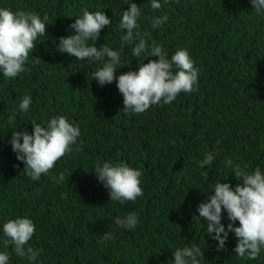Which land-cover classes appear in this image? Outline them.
I'll use <instances>...</instances> for the list:
<instances>
[{"label": "trees", "instance_id": "obj_1", "mask_svg": "<svg viewBox=\"0 0 264 264\" xmlns=\"http://www.w3.org/2000/svg\"><path fill=\"white\" fill-rule=\"evenodd\" d=\"M132 2L142 7L138 23L142 34L149 33V46L152 40L157 41L169 59L177 50L187 49L199 69L194 91L182 92L171 104L153 105L142 114L122 110L123 96L115 81L101 87L93 80L94 71L101 66L98 62L77 61L59 52L56 43L65 30L68 33L61 37L75 34L69 25L87 8L105 11L112 20L96 43L97 47L106 43L119 49L118 67H122L116 70L117 77L138 70L139 61L158 60L144 52L138 60L131 53L134 45L120 47V37L126 31L119 24ZM159 2L161 9L154 11L150 0H0V8L34 10L41 18L48 16L47 35L42 42L35 41L27 70L14 79L5 78L0 71V252L9 254L8 264H174L173 251L191 243L205 251L203 264H264V249L254 260L236 255L233 232L228 237L230 250L225 246L217 251L213 234L206 233V221L197 211L207 200L208 190L186 172L199 167L197 162L204 156V135L198 130L201 122L228 128L225 151L235 153L239 137L229 127L248 113H252L263 137L236 158L260 163L264 170V12L256 13L251 0ZM165 14L167 23L153 29L151 17ZM32 52L41 58L39 63H32ZM24 95H30L32 103L28 111L20 112ZM14 108L17 114L13 120ZM61 114L101 128L96 150L76 166L72 153L61 157L47 175L33 181L26 172L21 173L24 163L17 160L8 143L12 131L31 134V122L46 126ZM98 160L126 161L139 166L143 177L145 173L151 175L148 169L163 166L171 172V179L151 197L124 204L110 202L102 191L103 184L93 179ZM65 169L63 182L51 179ZM203 170L206 182L212 185L235 176L215 157ZM131 210L139 216L135 230L114 223L117 216ZM17 217L34 222L35 232L28 246L40 252L35 262L17 256L10 243L5 247L7 237L2 226ZM107 232L111 238L101 243ZM127 233L123 246L119 235Z\"/></svg>", "mask_w": 264, "mask_h": 264}, {"label": "clouds", "instance_id": "obj_2", "mask_svg": "<svg viewBox=\"0 0 264 264\" xmlns=\"http://www.w3.org/2000/svg\"><path fill=\"white\" fill-rule=\"evenodd\" d=\"M168 3V0H164ZM151 9H161L159 0H150ZM256 13L264 12V0H251ZM141 8L136 3H131L122 13L119 24L126 34L120 37V47L134 45L131 53L138 60L141 53L149 57H158L148 63L139 61L138 70L122 73L117 77L116 70L120 65V51L108 46L106 43L97 47L101 31L105 26H110L112 20L105 11H89L83 9L82 16L69 25L75 34H67L65 30L57 36V50L75 57L77 61L87 63L98 62L101 66L93 73V80L103 87L114 81L123 96L122 110L126 114H142L153 105H168L175 101L180 93H191L198 85L199 69L191 58L187 49L181 48L168 58V53L157 41L152 40L151 46L147 43L149 33L140 31L138 20ZM169 17H151V27L159 28L167 23ZM48 16L41 18L36 11L0 8V71L5 78H16L27 70L30 51L35 49V41L42 42L48 32ZM89 41L94 43L89 44ZM33 56V52H32ZM32 63H39L41 58L33 56ZM32 103L30 95H24L19 102V111L26 112ZM109 110L106 114L109 115ZM17 110L13 109L15 119ZM33 131H12L8 143L16 158L24 163L21 171L33 181L47 175L55 168V163L62 157L72 153L73 165L76 166L80 159L92 155L97 147V134L101 128H94L83 124L77 119H68L65 115L52 117L46 126L35 121ZM236 125V124H235ZM229 127L237 133L239 141L235 153H227V129L214 125L211 122H201L199 132L204 135L202 150L203 159L199 160V167L186 169L193 178L208 190L204 202H201L197 211L199 217L206 221V233L213 234L217 251L230 250L228 237L233 232V249L241 259H257L264 249V170L260 163H246L236 158L238 153L244 152L263 137L260 127L255 123L252 113L241 116V121L236 126ZM21 139L23 142H21ZM209 150V153H205ZM214 157L216 161L227 170H233L235 176L231 179L209 184L205 180L203 167L211 165ZM55 165V166H54ZM19 169V164L15 165ZM142 167V166H141ZM174 170V169H172ZM151 175L145 173L143 177L139 166L128 162L112 160L96 161L93 169V179L103 184L102 191L110 202H135L153 196L155 189L164 185L171 179V172L163 166L148 169ZM67 169L52 176L56 183L65 180ZM72 175V174H70ZM159 178V179H154ZM164 181H162L161 179ZM139 216L131 210L114 219V223L125 230H135ZM35 232L34 222L28 217H17L8 220L2 226V233L9 243L14 246V252L19 257H26L35 262L40 255L39 250L28 246ZM127 234L119 235V243L124 246ZM111 233L102 235L110 239ZM174 264H203V252L197 243L185 244L173 251ZM10 256L7 252H0V264H8Z\"/></svg>", "mask_w": 264, "mask_h": 264}]
</instances>
